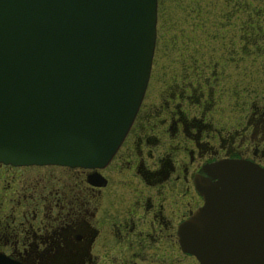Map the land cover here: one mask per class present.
I'll return each instance as SVG.
<instances>
[{"label":"water","instance_id":"obj_1","mask_svg":"<svg viewBox=\"0 0 264 264\" xmlns=\"http://www.w3.org/2000/svg\"><path fill=\"white\" fill-rule=\"evenodd\" d=\"M155 21L156 0H0V162L103 166L141 101ZM201 170L180 248L200 264H264V167Z\"/></svg>","mask_w":264,"mask_h":264},{"label":"flooded vegetation","instance_id":"obj_2","mask_svg":"<svg viewBox=\"0 0 264 264\" xmlns=\"http://www.w3.org/2000/svg\"><path fill=\"white\" fill-rule=\"evenodd\" d=\"M177 88L153 111L140 102L101 167L0 162V260L200 264L177 239L179 222L203 203L193 176L203 173V163L218 158H244L264 167V100L258 104L252 90L233 96L242 108L231 113L236 125L223 126L222 134L204 121L214 102L213 84ZM193 105L197 113L188 115ZM208 137H217L216 148ZM207 149L209 157L195 159Z\"/></svg>","mask_w":264,"mask_h":264},{"label":"rangeland","instance_id":"obj_3","mask_svg":"<svg viewBox=\"0 0 264 264\" xmlns=\"http://www.w3.org/2000/svg\"><path fill=\"white\" fill-rule=\"evenodd\" d=\"M228 1L226 3L227 0H191V2L181 0V8L178 7L180 0L158 1L151 67L141 99V104L143 103L145 109L149 108L151 111L156 109L157 105L168 97L172 88L176 91L179 89L177 87L183 85L201 83L202 78L195 76L199 72L198 68L193 67L195 63L192 60L198 61L206 56L213 62L209 71H212V81L214 80L210 83L214 86L212 95L214 102L211 104L213 108L210 105L209 112L204 118V121L209 123V127L214 126L219 133L225 134L224 128L231 130L236 125L234 119L231 118L235 114L233 112H238L242 107L239 103L240 99L233 96L244 97L247 91L252 90L256 91L257 103H263L264 34L258 33L249 40L240 32L247 31V22L251 24V29L253 25L264 28V0H251L246 7L237 6L233 9L234 11L231 10L232 1L239 3L244 0ZM191 6H198L194 7L196 10L201 8L196 12L194 8H190ZM202 8L206 10V15ZM252 9H259L256 17H253L255 13L251 14V17L248 15ZM228 14L229 17L226 18ZM199 15L206 16V18L202 25L198 23L199 25L194 28L195 22L200 21ZM192 50H195V54ZM194 69L196 71L193 73ZM207 71L208 68L205 75L209 74ZM261 94H263L262 97ZM227 110L232 112H227ZM192 112L197 113L194 105L188 111V115ZM208 140L211 146L217 147V137ZM170 142L173 148L175 141L170 140ZM217 154L221 155L223 152L218 151ZM210 155L211 151L207 149L200 155L201 157L196 155L195 159L201 160ZM176 157L181 160L179 152L176 153ZM179 169L180 165L175 168L171 177ZM170 183L178 184L177 190L180 186L182 188V185L173 180Z\"/></svg>","mask_w":264,"mask_h":264},{"label":"trees","instance_id":"obj_4","mask_svg":"<svg viewBox=\"0 0 264 264\" xmlns=\"http://www.w3.org/2000/svg\"><path fill=\"white\" fill-rule=\"evenodd\" d=\"M250 1L251 0H244V1H240L239 3H237V1L236 2H234V1H232V3H231V10H233V9H236V7L238 6V7H246L248 4H250ZM229 1L227 0V2L226 3H228ZM196 3H198L197 1H196ZM178 7H180L181 8V0H180V3H179V5H178ZM186 7L188 8V6L186 5ZM194 7H198V6H191L190 8H194ZM199 8H201V7H199ZM199 8H198V10H196L195 8H194V11H199ZM203 9V8H202ZM257 10H259V9H252L249 13H248V15L251 17L252 15L251 14H253V13H255V14H253V17H256L257 16ZM204 13H205V15H206V10H202ZM234 11V10H233ZM229 12V11H228ZM200 19V21L198 22L197 21V23L195 22V24H196V26L194 27V28H196L199 24L198 23H200L201 25H202V23H203V21L205 20V18H206V16H204V17H201L200 15L198 16ZM229 17V14L227 15V17L226 18H228ZM264 17V16H263ZM251 19V18H250ZM193 20H195V19H193ZM204 23H206V21L204 22ZM246 25H247V27H248V29H247V31H245V32H240L242 35H244L243 37H245V38H247V39H249L250 40V38L252 39V36H256L258 33L259 34H264V28H261L262 26H259L258 25V27H255L254 25H253V29H251L250 27H251V24L249 23V22H247L246 23ZM193 30V29H192ZM192 30H190L191 32H192ZM195 31V30H194ZM239 33V34H240ZM194 34L192 33V36H193ZM215 35V34H214ZM194 37V36H193ZM244 38V39H245ZM194 39H197V38H194ZM193 51V53H194V51L195 50H192ZM195 54V53H194ZM209 56H211L210 54H209ZM234 60V59H233ZM235 60H238V59H235ZM192 62L193 63H195V65L193 66V67H195V68H198V72H199V74H196L195 76H200L202 79H201V83H211V81H212V79H213V73H212V71H209V68L210 67H212V66H210V65H212V61L211 60H209V58L206 56V57H204V58H202L201 60H198V61H196V60H192ZM207 68H208V71H207V73H209L208 75L206 74L205 75V72H206V70H207ZM212 70V69H211ZM196 71V69H194L193 70V73ZM192 73V74H193ZM202 74H203V76H202ZM214 81V80H213ZM213 81H212V83H213Z\"/></svg>","mask_w":264,"mask_h":264}]
</instances>
